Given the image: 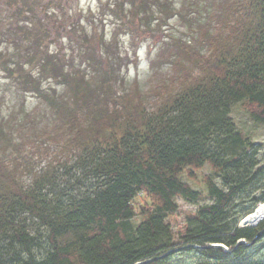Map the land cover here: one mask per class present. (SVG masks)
<instances>
[{
    "label": "trees",
    "instance_id": "16d2710c",
    "mask_svg": "<svg viewBox=\"0 0 264 264\" xmlns=\"http://www.w3.org/2000/svg\"><path fill=\"white\" fill-rule=\"evenodd\" d=\"M7 2L0 9L2 27L9 26L0 40V70L16 72L19 88L44 98L52 88L43 90L40 76L59 77L57 58L50 55L45 41L62 28V20L50 9L65 8L66 0ZM117 4L121 13L126 11L123 3ZM182 4L176 9L172 0H132V9H137L130 14L138 16L145 28L174 17L187 27L181 37L174 35L164 42L159 49L161 62L151 64L156 78L164 68L170 70L155 89L153 113L146 114L143 93L137 92L134 102L129 94L113 97L117 76L110 72L112 78L102 81V90L94 87L96 77L79 81V73L69 70L65 79L72 76L76 81L70 94L73 100L59 101L51 93L47 102L61 107L60 124L54 130L61 125L59 137L65 136L66 148L77 151L84 184L78 180L73 189H59L51 172L45 171L33 175L32 183L25 186L0 157V264H187L173 261L174 256L161 257L175 247L166 218L177 209L175 198L191 202L200 198L182 176L206 164L223 178L225 188L220 189L210 176L205 178L213 203L198 210L182 238L190 246L203 247L190 248L200 256L194 264H264L251 256L262 241L263 235L256 237L264 221L258 227H238L246 212L264 202V165L230 117L232 105L241 103L255 122L264 125V0ZM79 25V20L73 24ZM79 31L81 45H86L82 61L89 66L103 50L112 51L104 39L93 46L85 30ZM15 50L22 56L20 61L14 59ZM23 60L37 61L39 76L27 74ZM66 66L60 67L61 72ZM4 120L0 118V134ZM138 194L154 197V208L137 215ZM237 195H242L240 202ZM137 216L143 217L138 225L133 222ZM244 239L254 244L238 245ZM211 243L233 252L206 248Z\"/></svg>",
    "mask_w": 264,
    "mask_h": 264
},
{
    "label": "rangeland",
    "instance_id": "374dc122",
    "mask_svg": "<svg viewBox=\"0 0 264 264\" xmlns=\"http://www.w3.org/2000/svg\"><path fill=\"white\" fill-rule=\"evenodd\" d=\"M75 1L76 0H68L69 7L65 5L63 9L62 7L57 8L55 6H53V9H50V13L56 14L57 17H60L62 20V28L59 29L60 33L57 32L48 39L50 55L53 56L54 59L57 58L55 61V69L59 77L55 79L52 73L45 76L43 74L40 76V81L44 86L43 90L44 88L48 89L50 87L52 91H47L46 96L41 99L35 93H25L23 90L24 88L18 89L17 87L20 76L16 75V72L10 73L0 70V118L4 117L5 119V129L4 132L0 134V157L7 161V166L10 167V169H14L18 172L17 179L25 186H29L32 183L33 175H43L47 171L51 172V175L54 176L57 188L59 189H73L78 180L83 181V184L85 183V177L80 171L82 166L77 160V151L74 149L70 150L68 147L66 148L65 143L67 144V140H65V136L59 137L61 134V125H57L56 130H54L55 124H60L57 116L61 107L60 105L54 107L57 104L56 102L52 104L51 102H47L51 100V93L52 96L59 101H62L64 98L68 101L73 100L70 94L75 87L76 81L72 80V76L65 79V76L69 72L66 71L67 69L61 72L60 67L62 65H71L70 67L74 68L73 72L79 73V76L76 77L79 81H82L84 76L86 80H91L95 75L97 81L94 87H99L102 90V81L110 80V78H112L110 76H117V85H113V89L111 90L112 96H117L118 98V94H120V96L121 94H129L131 97L130 102L132 100L134 102L137 92L143 93L146 99L142 97V106L146 114H151L157 109L155 106L158 94L155 93L154 90L162 82V78H154L153 72L150 70L151 54H159L157 48L162 47L164 42L167 41L165 38L167 33L180 36L187 28L182 21L175 17L170 20H165V22H159V26H157V22L155 21L154 25L152 24L149 28H145L141 23L143 30L137 29L136 22L134 24L129 23L131 31L136 30L140 34L138 42L133 43L130 41L129 33L131 31L128 29V20L131 19V15L126 13L132 9V0H77V2L74 3ZM145 1L146 0H143V2ZM172 1L177 3V5H175L176 9L180 8L183 5L182 3L193 2V0ZM5 2L6 0H0V9L3 4L9 3ZM117 2L123 3V8L126 10L124 12L128 16L127 18L122 17L124 19L122 22H120L121 15L116 17L114 14L115 11L121 13V10L118 8L120 6ZM11 4L12 3H10V5ZM73 9L74 12H77V15H81V25L77 27H72L71 21H66L67 16H69L68 21L70 18L74 21V18L71 17L73 15ZM12 11L13 9H10L9 13ZM141 16H143L142 10ZM154 18H157V16L155 15ZM1 21L2 18L0 16V40L3 37L2 32L9 27H2ZM161 23L163 24L161 25ZM34 26L35 23L30 24V27ZM78 29L85 30L88 36L89 34L91 35L92 31H97L101 41L103 38L105 45L109 43L111 46L112 51L105 49L103 50V54H101V50L94 48L97 54H101V57H96L95 62L93 60L94 65L91 68L87 67V65L81 66L84 63L82 57L80 55H75V53H79L80 51V35L77 34ZM195 31L194 36L197 37L199 34L198 29L196 28ZM14 33L15 32L9 36V39L14 36ZM70 36H75V39L71 40ZM186 38L189 37L186 36ZM113 41H116V43H112ZM190 42H192V40ZM6 44L8 46V51L12 53L13 49L11 46L9 47L7 42ZM7 46H4L3 50H5ZM14 52L16 54L14 59L18 58L20 61L22 57H19L20 55L16 50ZM118 55L120 56L119 58H117ZM10 64L11 63L8 64V67L14 68L13 65ZM28 67L29 66L26 64L24 68L26 73L29 71ZM38 71L40 72V70ZM38 71L34 72L33 75L39 76ZM114 71L116 72L115 74H113ZM107 72L108 74L106 75ZM109 72L111 74L110 76ZM163 72H166L162 74L163 78L169 77V69L167 70V68H164ZM121 76L123 78L125 77L124 82H121ZM102 93H104V91H102ZM108 95L109 92L106 93V96ZM53 104L55 105L53 106ZM109 107L113 109V105L110 103ZM230 117L245 137L249 138L253 147L258 150V159L256 160L259 161L260 166H263L264 125L255 122L250 116V113L242 107L241 103L232 105ZM65 125L64 123L63 126L65 127ZM85 125L86 123L82 124L81 127ZM248 152H250V148L247 149L246 154H248ZM189 171L190 172H187L189 174L192 173V176L185 172L182 176V181L190 185L193 190L199 191L201 196L196 202H191L181 197L175 198L177 209H175L173 214L167 215L166 218L173 234L175 247L161 257L174 256L173 261L194 264L198 261L200 256L196 250H191L190 248L202 249L203 247L195 244L190 246L183 242L182 238L187 232L189 221L194 220L198 210L201 207H205V205L209 206L213 203V199L208 195L205 178L210 176L212 182L220 189L224 190L225 185L223 178L216 174L209 164H206L201 170ZM255 195L259 197L261 193L257 192ZM241 196L242 195L235 196V198H237L236 201L240 202L239 199ZM155 202L156 200L154 197L146 194H138L137 200L134 202L136 214L139 215L142 210L153 209L154 206L152 205ZM260 203L264 204V202ZM142 221L143 217L137 216L133 222L138 225ZM239 224H241V222H239ZM263 231L264 229L260 232ZM262 235V241L256 245L251 252V256L254 260H256V258L264 260V233ZM242 241L245 243H242ZM239 244H245L247 246L249 244V246H252L254 241L247 242L244 239L239 240L238 245ZM217 245L219 246L213 247L211 243L206 248H222L220 245L223 244ZM238 245L235 246V248H237ZM224 247H226L227 251L225 248L222 249L226 252H233L229 247Z\"/></svg>",
    "mask_w": 264,
    "mask_h": 264
},
{
    "label": "bare ground",
    "instance_id": "6f19581e",
    "mask_svg": "<svg viewBox=\"0 0 264 264\" xmlns=\"http://www.w3.org/2000/svg\"><path fill=\"white\" fill-rule=\"evenodd\" d=\"M151 58L153 60H158L159 61L160 60V55L158 53H152L151 54ZM245 215L246 216L243 217V219L240 220L241 224H239L238 227L239 226H241V227H239V228L252 227V226L253 227H258L260 225V223L264 220V204L260 203L259 205L256 206V208L253 211L246 212ZM248 225H250V226H248ZM260 237H258V235H257L256 238H260Z\"/></svg>",
    "mask_w": 264,
    "mask_h": 264
},
{
    "label": "water",
    "instance_id": "95a60500",
    "mask_svg": "<svg viewBox=\"0 0 264 264\" xmlns=\"http://www.w3.org/2000/svg\"><path fill=\"white\" fill-rule=\"evenodd\" d=\"M263 233H264V231H263V232H260V233L258 234V237H260ZM242 243H245V242L242 241ZM248 245H249V244H248ZM212 246H213V247H216V246H219V245H217V244H212ZM220 247L225 248V250H226V247H224L223 245H220ZM226 251H227V250H226Z\"/></svg>",
    "mask_w": 264,
    "mask_h": 264
}]
</instances>
